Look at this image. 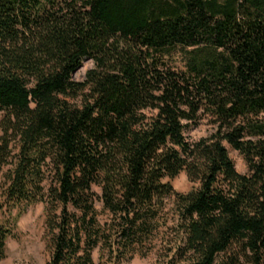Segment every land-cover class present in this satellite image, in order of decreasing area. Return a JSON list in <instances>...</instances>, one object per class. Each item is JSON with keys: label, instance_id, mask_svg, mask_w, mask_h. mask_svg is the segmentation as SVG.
I'll use <instances>...</instances> for the list:
<instances>
[{"label": "trees", "instance_id": "16d2710c", "mask_svg": "<svg viewBox=\"0 0 264 264\" xmlns=\"http://www.w3.org/2000/svg\"><path fill=\"white\" fill-rule=\"evenodd\" d=\"M0 134V262L42 203L45 264L145 258L163 229L155 264H264V0H0Z\"/></svg>", "mask_w": 264, "mask_h": 264}, {"label": "rangeland", "instance_id": "374dc122", "mask_svg": "<svg viewBox=\"0 0 264 264\" xmlns=\"http://www.w3.org/2000/svg\"><path fill=\"white\" fill-rule=\"evenodd\" d=\"M93 68L92 61L85 60L74 75L73 80L82 82L86 73ZM213 128L206 118L201 119L196 126L187 132L190 140H199L209 137L213 133ZM1 135V134H0ZM230 159L233 161L235 170L238 174L244 175L248 172L247 164L242 156L233 151L230 147H226ZM172 187L179 194H187L196 185L191 184L184 173L180 174L173 182ZM99 210L101 206L97 207ZM172 201L167 204L168 218L172 219L174 212L172 211ZM17 216V211L12 212V219ZM3 222H9L7 214L0 215ZM171 222V221H170ZM172 224V223H171ZM44 204L39 203L30 207L27 212L22 215L14 225L13 237L7 241V257L0 264H45L48 259V253L44 242ZM168 234L166 229L161 230L157 240L154 242L153 251L145 258L135 257L123 264H155L161 258V240ZM98 255L94 254V264H98Z\"/></svg>", "mask_w": 264, "mask_h": 264}]
</instances>
